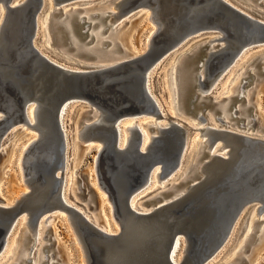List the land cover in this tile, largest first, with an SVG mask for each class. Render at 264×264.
I'll return each instance as SVG.
<instances>
[{"label":"water","instance_id":"water-1","mask_svg":"<svg viewBox=\"0 0 264 264\" xmlns=\"http://www.w3.org/2000/svg\"><path fill=\"white\" fill-rule=\"evenodd\" d=\"M95 1L98 0H52L54 10L49 19L52 43L51 47L41 51L37 45L43 43L42 19L49 8L46 0H19L18 3L0 0V8L4 9L0 23V144L21 130V126H29V106L37 103L35 127L40 137L25 153L28 156L26 163L32 170L26 181L39 195L37 197L46 200L50 194L59 192L71 152L63 117L72 105H85L88 109L81 125L86 126V130L79 144L84 150L94 142L102 145L95 163L97 186L108 196L121 230L108 233L75 208L65 205L64 209L78 217L74 230L85 264H126L124 255L138 250L146 254L149 247L145 228L141 229L139 224L146 215L132 207V200L147 188L157 168L160 180L176 174L185 164L195 132L199 131L202 138L205 134L204 128L196 129L178 120L181 124H172L143 149V134L135 127L132 138L122 148L120 127L129 119L138 123L145 116L163 117L152 95L156 92L151 88V79H155L152 78L153 71L185 42L209 32L222 34L226 46L213 52L220 43L213 46L208 41L186 54L181 68L180 108L199 124L208 123L209 110H214L217 120L226 125L208 90L222 78L241 51L264 46V11H250L240 6L250 13L248 15L226 0H122L119 4L121 16L138 14L141 9L152 11L158 31L145 52L118 64L80 65L77 71H70L52 61V58L58 60L53 48L69 39L56 20L64 15L66 7ZM83 9H72V12L75 14ZM71 24L76 36L81 37L80 42L84 36H90L91 28L96 26L87 16L80 18L78 15H74ZM110 27L108 25L107 29ZM263 66L264 63L256 62L257 70L255 74L248 72L243 88L249 86L251 80H260L264 76ZM242 99L235 98V101ZM96 112H101V122L85 124ZM238 112L232 114V119L241 123L243 118L235 116ZM169 119L176 120L172 116ZM151 130L158 132L156 128ZM213 140L209 144L203 143L201 159L213 156ZM231 140L235 148L230 160L218 163L217 158V165L207 167L209 176L206 179L174 205H161L155 213L160 220L168 217L176 220L175 223L168 221L169 228H184L192 264H209L221 252L247 207L259 205V212L264 210V138L235 131ZM197 165L198 162L194 167ZM195 178L200 181L198 170L188 181ZM92 191L95 193L94 188ZM35 197L19 206L0 207V258L18 227L23 208L34 210L23 244V250L29 252L28 257L12 264H35L36 257L31 252L38 246L34 235L36 227L42 215L55 207L47 206L45 202L39 205ZM145 224L148 229L151 222ZM49 231L44 238L46 242ZM169 232L164 264H174L170 257L174 234L181 231ZM45 248L46 243L42 253ZM178 254L176 251V258ZM51 257L53 260L54 257L47 253L45 257L41 256L40 264H55ZM142 264L158 263L147 261Z\"/></svg>","mask_w":264,"mask_h":264},{"label":"bare ground","instance_id":"bare-ground-1","mask_svg":"<svg viewBox=\"0 0 264 264\" xmlns=\"http://www.w3.org/2000/svg\"><path fill=\"white\" fill-rule=\"evenodd\" d=\"M18 1L19 0H16V3H18ZM121 1L122 0H110V2H109V5L111 3L114 4V8L117 11H115V10L108 11L107 9L103 8L102 6L105 4H108V3L102 4V1H100L96 4L93 3L94 5H91L89 7H84L83 11L75 13V14L72 12V9L76 10L77 7L76 8H69V9H68V7L64 8V10H63L64 15L61 16V18H64V19L62 21H58V23H60V26H62L66 30V32L68 33L69 43L70 44L73 43V45L75 46V47L73 46L71 49L75 50L76 54L74 55V57H71V56L66 55V52L64 50L60 54H56V52H55L56 59H58L59 61L54 60L53 58H52V61L58 63L59 65L63 66L64 68H66L70 71H74V70L77 71L79 69L78 66H80V65H91V66L113 65V64L121 63V62L128 60V59H132V58H136L138 56H141L142 54L136 56V54H129L128 52H124V54H117V52L123 53L122 48L119 46V44H117V40H118L117 36H114L112 38L109 37V38H107V40H98L97 45L94 46L93 48H87L86 47L87 45H82L80 43V41L76 42L74 44V42H75L74 38L77 37L73 31L72 24H71L74 15H78L80 18L83 16H87L88 19H90V21L93 24H95L96 26L99 24H106V22H105L106 20H111L109 24L105 25L103 32H105L107 30L108 25H111L110 28H112V31L114 32V31L118 30V28H117L118 25H114L113 22L123 18L124 16H131L132 17V16L136 15V14L134 15V14L130 13V14H124L121 16L120 15V5H119ZM226 1L230 4H232L233 6H235L236 8L240 9L242 12L248 14V15H250V13H248L244 9H247L250 11L257 10L256 7L249 5V3H247L246 4L247 6H245L244 2H241L239 0H226ZM257 1L259 3L264 2V0H257ZM46 3L49 5V8H48L49 13L47 14L46 20L44 21L43 27H42V34L44 32L46 33V39H44V37H42L43 43L37 45V47L41 51H42V49H44L46 47H51V45L48 42L49 36H50L48 28H49V24H50L49 19L51 18V13L53 12L54 7H53L52 0H46ZM88 5H90V4H88ZM99 5H102V6H99ZM96 6H99L98 11L95 14H93L91 9L96 7ZM240 6L243 7L244 9H241ZM78 7H79V5H78ZM142 10H144V9H141L138 13H140ZM82 13H85V15L81 16ZM3 14H4V9L1 7L0 8V23H1V19H2ZM91 15H96L98 17L97 22L92 21L93 18L90 17ZM151 21L155 24L152 11H151ZM151 31H153V32L155 31L157 33L158 27L156 26V30L153 29ZM152 35H150V38L152 37ZM213 35H214V33L209 32L204 36H210V37L201 36L202 39L196 43H193L189 47L190 49L186 50L185 54H183L181 56L178 55L177 60L174 63L172 76H174V72H175V70H177V73H176L177 90H176V87H174L172 92H173L174 96L177 95V93H178V102L176 101V103H174V105H175L176 109L179 112H181V114H184V112L180 108V98H181V96H180L181 95L180 84H181V79H182V75H183V71L181 70V68L184 64L185 56H186V54H189L192 51L196 50V48H198L201 44H204L205 42H208V41L211 42L213 46L216 45V43H220V45L218 47L213 48V50H212L213 52H217L220 49L224 48L226 46L225 41L221 37H219L217 35L213 37ZM197 38H200V36ZM94 39H95V36H93V40ZM98 39H100V38L98 37ZM195 39L196 38L191 39L190 41L192 42ZM190 41H188V42H190ZM106 42H109L108 45L113 43L114 44L113 48L108 50L107 49L108 45L105 46ZM68 50H70V49H68ZM250 50H253V49H250ZM250 50L241 51V53L236 56L235 60L227 68L228 70L225 71V74L222 76V78L220 77L219 80H223L227 76V74L229 73V70L232 67H235L237 65V63L241 60V58H243V56L246 55ZM85 54H87L88 56ZM176 54H178V53H176ZM76 56L80 57V58H87L88 60L94 59V60H96V62L95 63H83L80 60L74 59ZM259 57L260 58H254L252 60V62H250V59H247L244 62L239 64L238 71L242 70L243 68H244V70L240 74V77H241L240 82L241 83L238 82L237 85H235L233 87V89L236 90L235 95H232L228 98H224L222 100H219V99H216L215 97L212 96L213 92L215 91V89L212 90L213 87L210 90H208V92L211 93L212 101L214 103H216L214 106L218 109L220 115L227 122L226 125L221 124V122H220V124L222 126L220 124L216 123L219 121L217 120V117H216L217 114L215 113L214 110H209L211 112L209 114L208 123H205V124H199L197 119H195V120H197L196 123L193 122V124H190L187 121L181 120V118H177V117H174V118H176V120H171L168 118L169 119L168 123H167V121L162 123V122L150 120V121H147L145 124L142 125V124H137L135 122H134L135 124L134 123L132 124V122H131V124H129V125L127 123V126L125 127V129L123 128V124H122V127H120V130L122 132V144H121L122 148H124L127 145L128 140L132 138L133 130L135 127L140 129L142 134H143V137H144L143 138V149L146 148L149 144H151L153 142L154 137L158 136L161 133L164 134L166 132V130L171 128L172 124L180 123L178 120L184 121L190 127H194L196 129L204 128L205 136L203 138L201 136L197 137L195 139V141L193 140V138L191 139V143H190V147H189V153H188V156L186 158L185 164H183V167L181 166V169L176 174L174 173L173 175H170V176L162 179V180L171 181L173 178H176V180H181V181L178 184L177 183H172L170 185L167 184V185H169V189H167L166 191H164L162 193L159 192L160 194L159 193L156 194L155 196L150 198V200H148V201H153L159 197H166V196L162 195L163 193H168V194L174 193V195L170 199H165V201H163L164 203L161 204V205L168 204V205H166L167 207L172 206L176 203L177 200H180L181 198L186 196L190 191H192L195 188V186L197 184H199L203 179H206L209 176V171H208L207 167H210L211 165H217L216 164L217 158L219 159L218 163L220 161L222 162V161L230 160L234 154V148H235V145L231 140L232 132L241 131L242 133L251 134L253 136L264 138V129H261V131H258V132L257 131L256 132L250 131L255 125H257V121L255 119L247 121L248 116L246 115L247 114L246 110L243 109L242 110L243 114L241 116L239 115L240 111H241L242 104L236 109L239 112L237 113V115H235L237 117L243 118V121L241 122V124L243 125L242 127H238L236 125V124H238L237 120H236V122L232 123L233 120H235V119H232V114L235 113L236 110L233 113L229 114L231 108L233 107L232 104L236 103L235 98L243 97L245 102H247L248 99H251V92L247 93L246 92L247 87L243 88V84L245 82V78L248 75V72L255 74V72L257 70L256 67H253V69H249V67L253 63H256V61L257 62L260 61V62L264 63V54L259 55ZM263 70H264V66H263ZM257 81H259V80H257ZM217 82H218V80H217ZM217 82H215V84ZM149 90L151 92V88H149ZM152 95L155 97L154 94H152ZM155 99L157 100L156 97H155ZM225 99H228L227 104H223ZM238 101H241V100H238ZM157 102H158L160 109L162 111V114H163L164 113L163 109H162L158 100H157ZM36 112H37V103L30 105L29 110H28L29 126H21L22 128L23 127L26 128V130L33 131L29 140L24 145L23 154L26 153L27 150L32 146V144L40 137V134L35 127L37 125V117H36L37 113ZM67 114H68V112H66L65 116L63 117L62 122H63V127H64L66 133L68 134L69 139L71 141V142L69 141V146L71 147V150H72L73 145L74 146L79 145L82 134L86 130V126L84 128V125H81V122L83 120H80V122L77 125V122H78V120H77L76 125L73 124L72 131H71V129L69 128L70 125L66 121ZM181 114L178 113L179 116ZM167 117H169V116H167ZM102 118L103 117H102L101 112H98V113L96 112L94 118L92 120L86 121L85 124L100 123ZM154 118H151V119H154ZM162 118H165L164 114H163V117L158 118V119L155 118V119L159 120ZM254 121H256V122H254ZM151 128H156V130L158 129V132L153 130L155 133L150 135L149 130H151ZM34 132H36V133H34ZM126 132H129V133L127 134ZM198 132L199 131L195 132V134ZM200 138H202L203 140H201ZM212 140L215 142L214 147L211 150V153L213 156L211 158H208L207 160L201 161V156H202L201 155V151H202L201 148H202L203 143L205 142L206 144H209V143H211ZM93 146H95L94 143L89 144V146L85 149V151L92 149ZM0 147H1V144H0ZM95 148H97V150L100 151L102 149V145H97ZM197 162H198L197 167H194ZM197 170H198V173H200V181H199V178L198 179L195 178V179L191 180L192 181L191 184L186 186V188L179 190L181 183L187 182L188 178L192 177L196 173ZM159 172H160V170H159V168H157L155 170V172L153 173V176L150 180V184L147 186V188L154 181H157V180L162 181L158 177ZM67 173H68V171H67V165H66L65 177L62 180V184L60 186L59 192L57 190L56 193L50 194V196L46 200L43 198L40 199L39 197H37L39 195L36 194L35 191L33 189H31V187L29 186L30 191L27 192L25 190L24 191L21 190L22 193H19L17 195V197H15L13 200L7 201V203L2 204V205L0 204V207L4 206V207L12 208V207L21 205L23 201L29 200L35 195L36 196L35 199L38 201L39 205L42 204L43 202H45L47 206H55L54 208L47 210L42 215L41 219L39 220L38 226L36 227V232L34 235H35L36 243L38 246H35L34 250H32V252H31L32 256L36 257L34 259L35 264H40L41 256H43V254L41 252L42 247H44V241H45L44 240L45 236H43V234H44V231L46 234V232L48 230H50L52 221L54 220V219H52L54 216L53 215L54 212H56V211L65 212L68 215V218L66 215H64V216H66L67 221L69 220V224L73 230V233H74L76 241H77V237H76V233H75L74 228H76V225H77L76 221L78 220V217L73 216L71 214H68L66 212V210L64 209L65 205L71 206V207L75 208L76 210L82 212L84 214V216L88 220H90L94 225H96L97 227L101 228L102 230H104L108 233H118L121 230V226H120L119 222L115 219L114 209H113V219H114L115 225L117 227L116 230H114L108 224V222L106 220L104 223H101L98 215L89 216L86 214L85 211H83L82 209H78L75 205H72L68 202V198H67V185L68 184H67V178H66ZM57 174L59 175L60 171ZM97 188L105 194V192L103 190H101L98 186H97ZM156 190L160 191V188H158V186H157L154 189V193L156 192ZM149 191H151V190H149ZM140 194L137 195L135 197V199L132 200L131 204H132V207L136 211L146 215L143 217L141 216L142 218L140 217L141 220H143V223H139V224L141 226V229L145 228V231H144L145 234L144 235H145V238L149 244V247H147V249H146V252H147L146 254H144L143 250H138L137 252H129L128 254L124 255V260H125L126 264H142L143 262H147V261L149 263L154 262V263H158V264L162 261L160 264H164L166 262V259H165V257H166L165 253H167L166 247L168 246L167 243H168V240L171 236L169 231H171L172 234L175 233L176 231H181V232L174 234L175 236H174V240H173V247H172V250L170 253V257H171V260L173 261V263L174 264H192V263H190V258L188 256L189 246H190L189 245V239H188L186 233L184 232V228L178 227V226L174 227V228H169L168 227V224H169L168 221H171L172 218L168 217L167 219L160 220V219H158V215L155 214V213L159 212L157 210H160V209H157V208L161 205L153 206L152 208H150V207L145 206L146 202L141 203L142 199L145 196L150 195L151 193H147L144 195L143 194L140 195ZM103 197H105V200L107 202H110L108 199V196L106 194ZM111 206H112V204H111ZM166 206H165V208H167ZM112 208H113V206H112ZM33 212H34V210L29 209V208H23V210L21 212V214H22V217H21L22 229H21L20 233L18 234V236L20 238V236L22 235V237H21L22 244H21L20 248L18 249V255L17 256H16V250H15L16 245H14L12 248L10 247V249H12L13 252H12V255L9 257V260H11V261L13 260L12 263L16 262V260H18L22 257H24V258L28 257L29 252H28V250L27 251L23 250V246H24L23 244L25 241L26 231H28L27 226L29 225V222L31 220V215L33 214ZM164 212L166 213V210ZM263 212H264V210L259 212V205H252V206L247 207L244 210V212L240 216L237 224L235 225V228L231 234V237L229 238L228 242L225 244V246L222 249V250H224V248L228 244L229 245L233 244V242L236 241L237 235L241 236V234L242 235L244 234L243 239H241L242 242L238 247H236L237 249L235 250V253L233 255L234 257H232L233 259L231 258V260L235 259L234 261H236V260L241 259L243 252H244V248L247 247L249 241L251 240L252 235L255 233L256 224L259 222V220L256 219V216H261V214H263ZM245 216L246 217L248 216V219L246 220V222H243V220H245L244 219ZM147 221L151 222L148 229H146V224H145V222H147ZM261 221H263V220H260V222ZM172 222L175 223L176 220L173 219ZM263 223H264V221H263ZM244 225H246V226H244ZM258 238H259L260 242L264 241V226L261 229V232H260V235L258 236ZM176 251L179 253L177 258H176ZM34 254H36V255H34Z\"/></svg>","mask_w":264,"mask_h":264},{"label":"rangeland","instance_id":"rangeland-1","mask_svg":"<svg viewBox=\"0 0 264 264\" xmlns=\"http://www.w3.org/2000/svg\"><path fill=\"white\" fill-rule=\"evenodd\" d=\"M102 1V4L108 3L105 5H99L103 8L107 9L108 11H117L114 8V4H110V0H98L95 2L89 3L90 5H79L75 4L73 6H69V8H84L89 7L91 5H94L98 2ZM241 2H244L245 6L249 3V5L256 7L257 10L264 11V2L261 5H258V1L255 2L254 0H239ZM94 3V4H93ZM79 5V7H78ZM99 6H96L91 9L92 13L95 14L98 11ZM49 11H47L45 17L42 19V27L43 23L46 20L47 14ZM85 15V13H82L81 16ZM64 18H58V21H62ZM98 17H94L92 21L97 22ZM111 20H106V24H109ZM114 25H118L117 31H112V28H108L105 32H103V29L106 24H99L95 27H92L90 30L91 35L90 36H84L82 38V41L80 42L82 45H87V48H93L97 45L98 40H107V38H112L114 36H117V44L122 48V52H117V54H124V52H128L129 54H136V56L141 55L145 52L148 45L150 44V40H152V37L156 34V32L151 30H156V24H154L151 21V11L144 9L140 13L136 14L135 16H124L123 18L116 20L113 22ZM49 44L52 43V33L50 30L49 25ZM85 30H81V32H84ZM100 32V33H99ZM214 33V36H219L222 38V34L217 32ZM216 33V34H215ZM153 34V35H152ZM44 39H46V33L43 34ZM150 35L152 37L150 38ZM93 36H95V39L93 40ZM98 37L100 39H98ZM204 37H210V36H204ZM79 38H81L79 35L75 37L74 44L76 42H79ZM149 39V40H148ZM202 37L196 38L192 42H185L183 46L180 47L176 52H174L169 58H167L164 62H160L159 66L156 68V70L152 73V78L155 77V79H151V88L152 90H156L154 93L155 97L159 101L162 109L163 114L165 118L156 120L152 116H145L144 118H141L137 124H145L147 121H157V122H166L168 123L169 117H177L181 118V120L187 121L190 124H193L197 122V120L190 118L184 114H181L179 112L174 103L176 101L178 102V93L177 95H173V88L176 87L177 90V82H176V73L177 70L174 72V76H172L173 72V66L175 61L177 60L178 55L185 54L186 50L190 49L189 47L198 41H200ZM110 40V39H109ZM223 43V42H222ZM73 43L70 44L69 40H66L63 42L60 46H55V52L56 54L62 53L64 50L66 52V55L74 57L76 54L75 50H72ZM114 44H110L107 46V49H112ZM75 47V46H74ZM70 49V50H68ZM178 53V54H176ZM264 54V46L258 47L253 50H250L246 55L241 58V60L237 63L235 67H232L229 70V73L223 80H218V82L212 86V90L215 89L212 96L216 99L222 100L224 98H228L232 95L236 94V90L233 89L235 85H237L238 82H240V74L243 72L244 68L242 70L238 71L239 64L244 62L247 59H250V62L254 58H260L259 55ZM263 56V55H262ZM74 59L80 60L83 63H95L96 60L87 58H80L75 57ZM179 59V58H178ZM257 62V61H256ZM256 63H253L249 69H253L255 67ZM248 76V75H247ZM251 84L247 86L246 92H251V99H248L247 102L243 100L241 101H235L233 107L231 108L229 114L233 113L241 104V111L240 116L243 114V109L247 111V121L249 120H256L257 125H255L250 131L258 132L261 131V129H264V76L260 77V80L257 81L254 79L251 80ZM241 83V82H240ZM178 92V91H177ZM228 99H225L223 104H227ZM87 107L85 105L80 104H74L72 105L69 110L68 114L66 116V121L70 125L69 128L72 131L73 124L77 125L80 122V120H83V116L85 115V112L87 111ZM181 114L180 116L178 115ZM154 118V119H151ZM134 123L133 119L126 120L123 122V128L129 124ZM236 122V120H233L232 123ZM242 122V121H241ZM217 124H220V122H216ZM241 123L239 122L236 124L238 127H240ZM125 125V126H124ZM221 125V124H220ZM33 131L26 130V128H21V130L14 132L6 142H3L0 147V204H5L7 201L13 200L19 193H22V191H30V187L26 181L27 178L30 177L32 174V170L29 168L27 162L28 156L23 154L24 151V145L29 140L30 136L32 135ZM36 133V132H34ZM124 133V132H123ZM127 134L129 132H126ZM150 135L154 134L155 132L153 130H149ZM125 135V134H124ZM197 137H200V133H196L193 137V140ZM203 140L202 138H200ZM94 145L92 149L85 151L84 147L82 145L74 146L71 150V152L68 155L67 159V198L68 202L72 205H75L78 209H82L86 212L87 215H98L100 218V222L104 223L105 220L108 222V224L116 230L117 227L115 225V221L113 219V208L110 204V202H107L105 200V194L100 191L97 188V175L95 172V163L98 156V150L95 148L97 145H100L98 142H94ZM208 157H204L201 159L207 160ZM94 167V168H93ZM26 168V170H25ZM25 173H28L27 176ZM181 180H176V178H173L171 181L168 180H162V181H154L152 184L144 190L140 195H144L147 193H151L148 196H145L141 203L146 202L145 206L152 208L153 206H159L163 204L165 199H170L174 193L169 194L166 197H159L158 199H155L153 201H148L150 198L158 194L159 192L162 193L169 189V185L172 183H179ZM191 180L188 181V183H183L180 185L179 190H182L183 188H186L189 184H191ZM169 184V185H167ZM70 185V186H69ZM158 186L160 188V191L156 190L154 193V189ZM166 186V187H165ZM164 187V188H163ZM92 188L95 189V193H93ZM154 188V189H153ZM153 189V190H152ZM22 190V191H21ZM151 190V191H149ZM21 191V192H20ZM159 193V194H160ZM163 198V199H162ZM54 219L51 224L50 231L48 232V240L44 241V245L46 243L45 252L42 253L43 257H45L46 253L49 256H53L54 259L52 260V257L50 258L52 262H55V264H85L84 262V256L76 242L75 235L73 233V230L69 224L68 215L65 212H54L53 214ZM66 215V216H64ZM243 222H246L248 219V216L244 218ZM256 219L259 220V222L256 224L255 233L252 235L251 240L249 241L246 248H244L243 255L241 259L239 260H231L232 257H234L235 250L237 249L243 239L244 234L241 236L237 235L236 241L233 242L231 245H227L224 250L221 251L215 258H213L209 264H264V241L260 242L258 236L260 235L261 229L264 226V212L261 214V216H256ZM51 220V219H50ZM49 220V221H50ZM260 220H263L260 222ZM21 221L18 224V227L16 228L13 236L11 237L9 244L6 248L5 253L0 258V264H11L13 260H9V257L12 255L13 250L10 249L14 245H16V256L18 255V249L20 248L22 241L21 237L22 235L18 236L22 229ZM244 224V223H243ZM246 226V225H244ZM25 229V228H24ZM247 229V228H246ZM242 233V232H241ZM45 231L43 236H45ZM229 246V247H228ZM27 251V250H26ZM15 256V257H16ZM233 259V258H232ZM45 263V261H44ZM31 264V263H27ZM47 264V263H46Z\"/></svg>","mask_w":264,"mask_h":264}]
</instances>
